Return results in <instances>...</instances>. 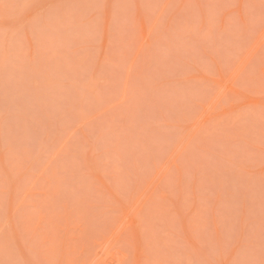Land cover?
Listing matches in <instances>:
<instances>
[{"label": "rangeland", "instance_id": "rangeland-1", "mask_svg": "<svg viewBox=\"0 0 264 264\" xmlns=\"http://www.w3.org/2000/svg\"><path fill=\"white\" fill-rule=\"evenodd\" d=\"M0 264H264V0H0Z\"/></svg>", "mask_w": 264, "mask_h": 264}]
</instances>
